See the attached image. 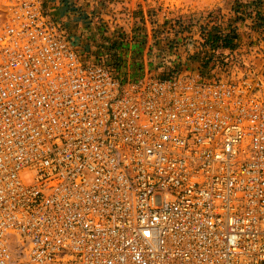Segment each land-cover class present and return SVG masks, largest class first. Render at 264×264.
Returning <instances> with one entry per match:
<instances>
[{"label":"built area","instance_id":"obj_1","mask_svg":"<svg viewBox=\"0 0 264 264\" xmlns=\"http://www.w3.org/2000/svg\"><path fill=\"white\" fill-rule=\"evenodd\" d=\"M0 0V264H264V80H123Z\"/></svg>","mask_w":264,"mask_h":264},{"label":"rangeland","instance_id":"obj_2","mask_svg":"<svg viewBox=\"0 0 264 264\" xmlns=\"http://www.w3.org/2000/svg\"><path fill=\"white\" fill-rule=\"evenodd\" d=\"M232 1L45 0L43 9L82 60L123 80L193 71L264 80V3L255 24L254 11L234 12Z\"/></svg>","mask_w":264,"mask_h":264},{"label":"trees","instance_id":"obj_3","mask_svg":"<svg viewBox=\"0 0 264 264\" xmlns=\"http://www.w3.org/2000/svg\"><path fill=\"white\" fill-rule=\"evenodd\" d=\"M264 3V0H247L246 2H240L239 0H233L231 3V8L234 12L236 11H246L251 10L254 11L255 16L253 19V22L255 24H260L263 20L261 15L259 14V10L261 9L262 5ZM230 36H224V45H228V41H230Z\"/></svg>","mask_w":264,"mask_h":264}]
</instances>
